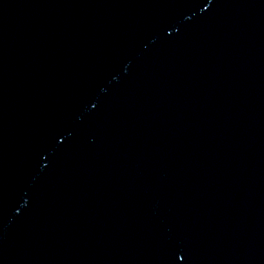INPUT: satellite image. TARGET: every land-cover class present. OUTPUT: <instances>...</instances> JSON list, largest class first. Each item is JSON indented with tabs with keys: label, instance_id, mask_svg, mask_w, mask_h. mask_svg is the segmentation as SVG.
<instances>
[{
	"label": "water",
	"instance_id": "obj_1",
	"mask_svg": "<svg viewBox=\"0 0 264 264\" xmlns=\"http://www.w3.org/2000/svg\"><path fill=\"white\" fill-rule=\"evenodd\" d=\"M0 264H264V0H0Z\"/></svg>",
	"mask_w": 264,
	"mask_h": 264
}]
</instances>
